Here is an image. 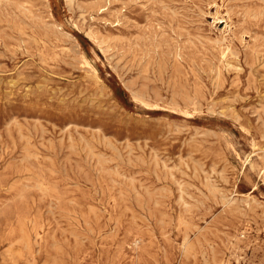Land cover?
<instances>
[{
    "label": "rangeland",
    "instance_id": "rangeland-1",
    "mask_svg": "<svg viewBox=\"0 0 264 264\" xmlns=\"http://www.w3.org/2000/svg\"><path fill=\"white\" fill-rule=\"evenodd\" d=\"M0 264H264V0H0Z\"/></svg>",
    "mask_w": 264,
    "mask_h": 264
}]
</instances>
